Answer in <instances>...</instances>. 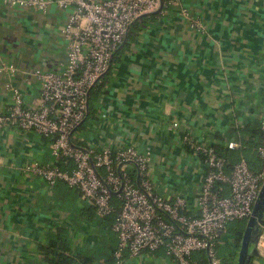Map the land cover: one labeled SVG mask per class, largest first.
Here are the masks:
<instances>
[{"label": "crops", "instance_id": "1", "mask_svg": "<svg viewBox=\"0 0 264 264\" xmlns=\"http://www.w3.org/2000/svg\"><path fill=\"white\" fill-rule=\"evenodd\" d=\"M51 1L42 11L0 0V113L10 102L9 84L32 103L41 84L37 72L65 64L62 30L73 9ZM115 60L78 134L97 147H138L151 156L158 188L183 194L197 208L204 167L183 135L191 132L218 149L235 137L241 146L231 151L242 154L244 129L264 127V0H182L135 23ZM11 66L16 72H6ZM34 160L55 162L44 138L0 130V264H48L42 249L61 227L74 247L111 248L106 226L89 221L95 211L76 189L63 182L52 187L26 171ZM228 230L221 248L234 239ZM262 236L264 224L250 264H264ZM239 251L221 254L236 264ZM122 264L175 262L159 250L126 252Z\"/></svg>", "mask_w": 264, "mask_h": 264}, {"label": "built area", "instance_id": "2", "mask_svg": "<svg viewBox=\"0 0 264 264\" xmlns=\"http://www.w3.org/2000/svg\"><path fill=\"white\" fill-rule=\"evenodd\" d=\"M6 1L42 11L52 2ZM55 1L62 8L73 9L62 30L67 61L55 71L37 72L41 84L32 103L9 84L10 102L0 113V130L33 132L50 146L55 162L34 160L26 171L52 187L63 182L76 189L98 218L114 216L116 264H122L126 252L138 257L159 250H164L175 264H204L195 256L200 252L207 255L209 264H227L219 250L221 234L230 224L251 217L264 171L256 173L245 158L230 168L228 158L215 143L186 132L184 146L201 159L204 167L198 206L192 208L183 194L158 188L149 154L134 145L108 143L97 147L78 134L89 116L91 96L103 87L132 26L181 0ZM160 8L158 13L146 15ZM182 13L191 16L185 7ZM198 26L203 28L200 23ZM5 70L16 72L12 66ZM172 126L178 127L179 122L174 121ZM240 146L235 137L227 142L230 150ZM258 153L264 160V145L258 147ZM226 185L229 194H224ZM258 249L264 254V236Z\"/></svg>", "mask_w": 264, "mask_h": 264}, {"label": "trees", "instance_id": "3", "mask_svg": "<svg viewBox=\"0 0 264 264\" xmlns=\"http://www.w3.org/2000/svg\"><path fill=\"white\" fill-rule=\"evenodd\" d=\"M96 95V93H95ZM97 97V96H96ZM95 99V96L90 101V110L94 112V108L91 107V102ZM93 106V105H92ZM245 134L248 135L247 138H243L242 142L246 145L243 153L240 154L235 151H231L228 147H217L220 153H223L230 162L229 167L231 168L235 163L242 159V155L247 159L250 168L256 173H262L264 171V160L260 157L258 153V147L264 145V127L258 123L254 125H249L244 129ZM217 146V145H216ZM228 167V168H229ZM93 208V207H92ZM114 216L109 218L101 219L94 213L90 216L89 221H97L99 223L103 222L104 226L107 228V234L109 236L108 242L112 244L109 249L99 248L94 246L93 248H79L74 247L66 233V230L61 227L59 230L51 236L49 239V247H44L42 249L44 255L46 256V261L48 264H116L117 259L114 254L118 247V238L115 233L111 230L114 223ZM248 220L234 222L229 225V234L234 236V239L227 242L222 248L219 245L220 254L226 252L231 253L232 250H239L245 228L247 226ZM115 235V237H114ZM225 250V251H223ZM221 254V255H222ZM197 259L204 264H209V259L204 252L195 254ZM104 259V262H101ZM226 259V258H225Z\"/></svg>", "mask_w": 264, "mask_h": 264}, {"label": "water", "instance_id": "4", "mask_svg": "<svg viewBox=\"0 0 264 264\" xmlns=\"http://www.w3.org/2000/svg\"><path fill=\"white\" fill-rule=\"evenodd\" d=\"M160 10L161 8L153 13L146 15L156 14ZM126 41L127 38L124 44L126 43ZM263 224H264V183L261 187L259 196L255 202L253 213L247 221V226L243 234L239 256L236 261V264H250L252 256L257 254V246H256L257 236L260 233Z\"/></svg>", "mask_w": 264, "mask_h": 264}, {"label": "rangeland", "instance_id": "5", "mask_svg": "<svg viewBox=\"0 0 264 264\" xmlns=\"http://www.w3.org/2000/svg\"><path fill=\"white\" fill-rule=\"evenodd\" d=\"M182 1V0H181ZM9 6V5H8ZM20 7H28V6H20ZM66 61H67V53H66ZM65 61V62H66ZM116 62H117V60H114V63H113V66L115 67L116 66ZM111 72H112V70H111ZM110 72V73H111ZM97 95V94H96ZM98 96V95H97ZM100 98V97H99ZM96 101H97V99H94L92 102H91V107H95V103H96ZM93 105V106H92ZM162 190V189H161Z\"/></svg>", "mask_w": 264, "mask_h": 264}]
</instances>
